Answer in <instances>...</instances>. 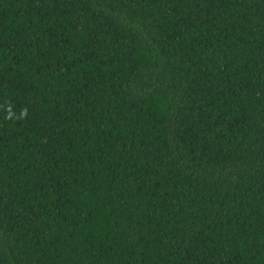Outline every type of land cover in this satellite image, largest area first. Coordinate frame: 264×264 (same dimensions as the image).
Wrapping results in <instances>:
<instances>
[{"label": "trees", "instance_id": "obj_1", "mask_svg": "<svg viewBox=\"0 0 264 264\" xmlns=\"http://www.w3.org/2000/svg\"><path fill=\"white\" fill-rule=\"evenodd\" d=\"M0 264H264V0H0Z\"/></svg>", "mask_w": 264, "mask_h": 264}]
</instances>
